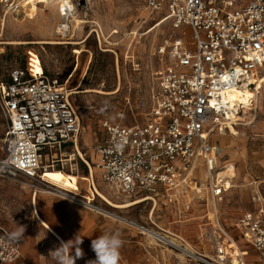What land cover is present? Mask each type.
Here are the masks:
<instances>
[{"label":"built area","instance_id":"1","mask_svg":"<svg viewBox=\"0 0 264 264\" xmlns=\"http://www.w3.org/2000/svg\"><path fill=\"white\" fill-rule=\"evenodd\" d=\"M50 1L0 0L2 25L9 14L28 15V7ZM55 1L61 16L56 26L59 38L71 37L78 22L85 23L90 26L86 40L93 34L102 50L113 51L102 48V30L90 18L94 0ZM145 1L151 12H164L162 19L170 20L179 30L157 51L166 63L159 72L150 118L130 125L122 122L124 113L119 112L118 122L101 120L103 133L93 148L96 161L92 164L80 156L89 171L92 192L85 196L49 183L48 193L104 215L106 210L95 201L97 196L104 200L96 191V168L118 194L151 200L152 211L158 200L167 207L182 204L184 213L205 202L203 218L209 225L206 236L211 255L196 250L177 231L157 224L155 228L140 226L126 218L124 223L136 225L159 245L177 253L185 264H246L232 233L236 230L264 264V197L256 192L252 196L255 208L238 213L231 224L224 219L221 205L234 175L213 174L220 146L211 141L214 133L228 128L229 93L264 76V0ZM79 9L84 12L83 19H78ZM72 94L66 83L48 75L34 52H29L25 67L10 69L6 77L0 74V110L7 120L0 178L24 175L42 181L46 171L64 169L71 158L64 155L78 151L82 133ZM202 165L210 175L204 197L199 195L204 185L194 179ZM191 191L197 199L190 196ZM11 234L0 227V264H14L21 258L20 239H12Z\"/></svg>","mask_w":264,"mask_h":264},{"label":"rangeland","instance_id":"2","mask_svg":"<svg viewBox=\"0 0 264 264\" xmlns=\"http://www.w3.org/2000/svg\"><path fill=\"white\" fill-rule=\"evenodd\" d=\"M90 12V18L98 23L105 38L106 45L103 38L102 48L112 49L114 52L102 50L93 34L86 40L90 26L85 23L78 22L71 37L64 40L59 38L56 26L61 21V16L59 4L55 0L44 5H34L28 15L9 14L3 25L0 11V74L6 77L10 69L25 67L29 52L38 54L48 75L60 83H66L73 91L71 99L82 124L79 150L89 160L94 145L100 138L101 120L105 118L118 122L119 112L124 113L122 122L130 125L143 124L150 118L153 97L158 90L159 72L166 63L157 51L170 37L179 33L170 20L162 19L164 12H151L145 0H94ZM83 14V10L79 9L78 19H83ZM190 38L188 34L187 39ZM80 50L82 52L78 53ZM253 104L257 108L241 117L237 120L239 124L234 125L237 135L232 133L233 125L228 124L225 131L211 136L214 144L221 143V153L213 174L223 172L230 166L234 175L221 205L222 216L230 224L238 213L252 208V196L256 192L259 191L264 197V77L258 82L257 98ZM251 121L253 122L250 123ZM6 129L7 120L0 110V158L5 154L3 139ZM70 153L72 151L64 157L69 159ZM63 170L76 175L87 173L80 156L68 162ZM209 176L206 166L197 167L194 179L199 185H204L200 197L206 195ZM49 177L61 179L58 174ZM49 186L47 182L24 175L0 178V227L15 232L19 226L25 227L21 237L23 243L27 242L30 250L39 252L43 259L40 264H56L50 254L57 247L55 238L40 225L33 210L35 197L37 205L42 196L62 199L42 191L50 190ZM100 186L101 192L113 204L125 205L133 200L118 194L105 184ZM194 186L193 183L192 187ZM189 194L194 198L197 196L192 191ZM95 201L104 210L137 225L155 228L157 224L177 231L196 250L212 254L211 243L206 236L209 225L207 218H203L205 202L195 205L192 212L184 213L182 204L167 207L158 200L152 214L151 200L127 208L113 207L98 196ZM91 212L104 217V222H108L112 230L120 231L124 242L120 264L183 263L178 260L180 256L177 253L163 249L164 246H159L134 224ZM245 262L257 264V261ZM76 264H86V261H76Z\"/></svg>","mask_w":264,"mask_h":264},{"label":"crops","instance_id":"3","mask_svg":"<svg viewBox=\"0 0 264 264\" xmlns=\"http://www.w3.org/2000/svg\"><path fill=\"white\" fill-rule=\"evenodd\" d=\"M255 108L257 107L254 106L251 110ZM253 121H251L250 123H252ZM99 127H100V137H101L103 133V129L101 128L100 123H99ZM219 146L221 148L220 142H219ZM95 161H96V156L93 150L90 162L93 164ZM86 170L87 173H78L77 175L68 173V176L66 177V182L69 189L71 188L72 190L79 192L81 194H83L82 192H84L83 195L89 196V194L92 192L90 187L91 180L89 179L90 176L87 167ZM54 174L60 175L59 173H54ZM93 179L95 182L96 190L100 195H102L104 199H106L107 197L99 189V187H101L100 185L105 184L109 186L107 183L104 182L102 171L94 168ZM129 199H133L132 202L129 203L137 202L136 204H138L144 202V201L140 202L136 198H129ZM35 204L38 214L37 220L39 221V219H42L45 222L46 226L42 225L39 221L40 225L43 226V228H45L55 238V242L57 243V246H59L61 241H69L73 239L77 234L83 237V243L80 247L84 252V257L81 259H77L76 261H87L89 259H95V253L91 249V240L97 238L103 232L114 231L109 227L111 225L108 224V222H104V217H102L101 215L93 213L81 206L75 205L74 203L68 202L66 200L55 197L42 196L38 199V205L37 202H35L34 205ZM204 208L206 210V206H204ZM253 208H255V204L252 203L251 209ZM154 211H152V214ZM204 212L206 213V211ZM8 230L11 233L15 232L10 229ZM232 233L237 239L238 247L240 248V250L244 252L245 261H257V264H259L261 261L260 256L253 249V247L239 235L238 231L234 230ZM58 236L60 237V239ZM19 239H20L21 251L23 252V255H21V258L14 264H36V263L40 264V261H43V259L39 256L40 255L39 252L30 250L28 248L29 247L28 243L26 242L24 244L21 237ZM159 246L163 247L162 245ZM163 249L171 251L166 247H163ZM121 250L123 251V249ZM73 254H74V250H73ZM178 260L182 261L183 262L182 264H185L184 259H182L181 257Z\"/></svg>","mask_w":264,"mask_h":264},{"label":"bare ground","instance_id":"4","mask_svg":"<svg viewBox=\"0 0 264 264\" xmlns=\"http://www.w3.org/2000/svg\"><path fill=\"white\" fill-rule=\"evenodd\" d=\"M32 9H34V5L28 7L27 12L28 13L31 12ZM163 20H165V19H163ZM46 42L60 43L58 41L57 42L56 41H46ZM81 52H82L81 50L78 51V53H81ZM38 69H40V68L38 67ZM262 77H264V76L252 78L251 81L246 82L248 84L244 85L243 87H238L229 93L228 99H229V102L231 103V112L229 114L230 121L228 124L233 125L232 133H235V134L237 133V130L234 128V125L239 124V123H237V120H239L241 117H245L248 113H250L251 109L254 107L253 101L257 98L258 82H260V78L262 79ZM249 84H251V85L253 84V85L250 86ZM100 92H103V91H100ZM104 93H105V91H104ZM220 153H221V148H220ZM77 156L83 157V154L79 150V147H78V151L75 152V154H73V153L71 154L70 159L75 160ZM54 173H59L61 175V179H54V178L49 177V175H54ZM220 174L222 176L226 175V174H230L231 176H233L232 168H230V166H229V169H226L225 171L221 172ZM67 176H68V173L65 172L64 170H59V169L48 170L43 175L42 181L50 183L52 185H56L63 190H67V189H69L67 186V182H66ZM42 191H45L48 193V190H42ZM97 193H98V191H97ZM36 195H37V191H36ZM99 196L102 197V195H100V194H99ZM104 200L107 201L108 199L107 200L104 199ZM34 201L36 202V197L34 198ZM108 201H107V203L109 205H111L113 207H119V208L131 207L137 203V202H134V203H128L125 205H116V204H113L112 202H110V201L108 202ZM33 209L35 211V216L38 219L36 204L35 205L33 204ZM104 215L108 216V217H112V218L120 220V221H123V222L126 221V219L124 217H121V216L116 215L114 213H112V214L110 212L108 213V211H104ZM39 221L42 225L46 226L45 222L42 219H39ZM53 235H55V234H53ZM59 239H60V237H59Z\"/></svg>","mask_w":264,"mask_h":264},{"label":"clouds","instance_id":"5","mask_svg":"<svg viewBox=\"0 0 264 264\" xmlns=\"http://www.w3.org/2000/svg\"><path fill=\"white\" fill-rule=\"evenodd\" d=\"M24 232L25 227L19 226L18 231L11 234V238L17 240L23 236ZM82 243L83 237L77 234L69 241H61L59 246L50 251V254L56 260V264H76L77 259L84 257V252L80 247ZM123 243L118 230L101 233L91 240V249L95 253V259L87 260L86 264H120Z\"/></svg>","mask_w":264,"mask_h":264},{"label":"water","instance_id":"6","mask_svg":"<svg viewBox=\"0 0 264 264\" xmlns=\"http://www.w3.org/2000/svg\"><path fill=\"white\" fill-rule=\"evenodd\" d=\"M250 86H252L251 84H249Z\"/></svg>","mask_w":264,"mask_h":264}]
</instances>
